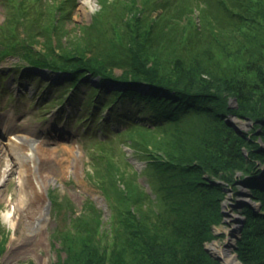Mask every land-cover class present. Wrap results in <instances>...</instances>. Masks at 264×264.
Here are the masks:
<instances>
[{
  "label": "rangeland",
  "instance_id": "rangeland-1",
  "mask_svg": "<svg viewBox=\"0 0 264 264\" xmlns=\"http://www.w3.org/2000/svg\"><path fill=\"white\" fill-rule=\"evenodd\" d=\"M167 1L171 7L168 15L173 12L177 17H181L184 4L198 9L206 2ZM136 2L142 4V0ZM130 3V0H0V40L4 39L3 44L10 47L9 54L3 56L0 53V237L3 240L0 264H62L65 258L75 260V256H81L82 247L86 244L98 248L101 256L105 253L104 264H119V256L127 255V251L120 250L122 253L114 252L117 255L112 256L111 249L117 241L116 232L122 234L124 231L123 226H116L115 220L120 210L126 211L130 200L123 201L118 196L119 191L113 194L107 189L114 196L110 197L94 175L118 174L128 186H132L133 182H129L127 177L132 176L144 193L153 196L148 183L155 178L154 168L150 167L153 157L156 154L161 157L162 153L167 155L166 152L172 156L183 155L184 148L190 152L198 146L196 136L201 131L194 128L180 129L181 132L176 133L150 128L137 130L132 135L118 134L116 132H122L126 127L114 120L109 121L111 126L104 135L103 127L98 123L104 117L109 118L110 112L106 108L97 110L95 114L94 102H90L96 98L87 81V85H82L77 92L69 75L54 72V69L30 67V56L37 59L38 54H43V44H49L50 39L54 55L48 53L42 56H46L45 60L49 62L69 55L78 47L90 49V52L85 50L89 58L99 55L110 62H122L121 59L126 58L128 39H125L126 31H121V26L131 19L129 13L133 11V5ZM145 5V10L152 7L150 0ZM219 13L225 18V11ZM150 14L154 17L157 13L152 11ZM197 14L195 9L192 10L190 17L182 21L179 35L170 41L166 37L173 34L163 27L166 26L165 21L156 23L148 40L150 49L157 46L156 38H165L157 46L162 47L159 57L168 59L165 63L177 60L188 65L194 57L201 70L208 71L215 83L226 86L228 90L224 77H229L230 72L236 70L235 66H240L238 60L246 56L244 50H237L234 36L242 35L241 32L248 28L246 25H233L234 28L223 33L221 41L229 45L226 50L215 46L209 48L205 43L190 44ZM227 22V27L233 24L232 20ZM246 40L247 35H244L241 41ZM33 53L37 54L33 56ZM219 61L228 63L227 70L221 67ZM119 68L113 69L117 75L121 73ZM227 102L233 113L225 121L237 137L245 139L242 147L244 166L254 163L255 167L248 173L234 171V177L229 181L226 179L228 176L209 177L204 173L206 183L214 189L209 193L211 197L207 207H212L215 214L206 233L210 237L201 244L206 255L204 264H225L224 259L214 253L217 249L225 250L236 264H247L242 260L246 240L250 238L246 213L251 212L250 216L264 213V204L260 202L264 199V190L258 193L260 200L257 198V191L264 188V122L260 121L259 114L250 111L252 101L244 100L238 105L231 97ZM238 106L240 108L237 109ZM93 114L95 117L91 118ZM10 136L25 138L26 144L31 142L36 153L30 162L34 168L33 184L37 193L32 196L31 205L40 215H35V218L39 216L36 221L32 217H24L22 212L25 184L21 164L13 165L10 173L7 171L13 162L6 155ZM178 139L182 140L179 145ZM117 184L124 188L120 182ZM140 194L138 192L135 206L145 215L144 222H148L151 207H146L141 198L143 194ZM92 208L98 213L91 212ZM81 218H85L86 223L79 221ZM85 227L86 232L80 235L78 231ZM201 230L205 229L201 227ZM65 232L68 239L60 237Z\"/></svg>",
  "mask_w": 264,
  "mask_h": 264
},
{
  "label": "trees",
  "instance_id": "trees-1",
  "mask_svg": "<svg viewBox=\"0 0 264 264\" xmlns=\"http://www.w3.org/2000/svg\"><path fill=\"white\" fill-rule=\"evenodd\" d=\"M130 1L133 5V11L129 13L132 15L131 19L124 21L123 27L121 26V31H126L125 39H128L125 45L126 58L121 59L122 62L118 63L115 60L110 62L111 60L101 58L99 55L89 58L85 50L89 52L91 50L83 47L74 48L69 55L60 56L54 62H49L45 60L46 56L45 58L42 56L48 53L54 55L51 39L49 44L46 42L43 44L42 51L45 52L38 54V58L34 57L37 59L30 56L31 60L28 62L32 64L31 69L48 68L69 75L77 92L82 85H87L85 83L87 81V86L94 91L96 98L90 102V104L94 102L95 114L97 110L106 108L110 112L109 118L104 117L98 123L103 127L104 135L106 129L111 126L109 121L114 120H118L126 127L122 132L115 131L118 134L132 135L131 133L137 130L150 128L160 129V132L165 133H176L191 128L201 131L199 136H196L198 146L192 149L194 151L188 152L189 150L184 148L183 155L172 156L166 152L167 155L162 153L161 157L157 154L153 157L150 167L154 168L155 178L153 182L148 181L153 196L144 193L143 188L132 176L127 177L129 182H133L132 186L125 184V180L118 174L94 175V178L101 181L102 188L111 190L113 194L119 191L118 196L123 201L130 200L131 203L135 201L134 205L129 206L130 202L126 204V211L118 209L120 211L115 220L116 226H123L124 231L122 234L116 232L117 241L114 243L116 244L114 249H111L112 256L117 255L114 252L127 251L125 252L127 255L119 256V264H204L206 255L201 244L210 237L206 233L210 230L212 215H215L212 207L210 209L207 207L211 197L209 193L214 189L206 183L204 176L217 175L221 178L228 176L226 179L229 181L234 177V171L243 170V173H248L255 167L254 163L244 166L242 147L245 139L237 137L225 119L233 113L227 102L233 97L238 105L244 100L252 101L250 111L259 114L260 121L264 122V0L253 2L243 0L242 3L240 0H206L204 7L198 9L184 4L181 8V17H177L173 12L168 15L171 7L167 0H150L152 7L146 10L145 4L148 0H142L140 5L136 0ZM254 4L259 6L256 7ZM194 9L198 14L196 20L194 19L193 41H190V44L205 43L204 45L209 48L215 46L226 50L229 45L222 43L223 33L234 26L246 25V29L248 28L247 31L241 32L243 36L247 35L246 42L241 41L242 35L234 36L237 50H244L246 56L238 60L240 66H235L236 70L231 71L229 77L227 75L224 77L228 90L226 86L215 83L216 80L214 81L208 71L201 70L194 57H191L192 62L188 65L177 60L165 63L168 59L159 57L162 47H157L159 41L165 38H156L157 46L150 49L148 40L153 28H156V23L165 21L166 26L163 27L173 34L166 37L170 41L179 35L182 21L189 18ZM152 11L157 13L154 17L148 15ZM224 11L225 18L220 17L219 12ZM114 20L113 22L117 21ZM227 20H232L233 23L229 27ZM163 35L164 33L162 37ZM3 42L4 39L0 40L2 46L0 53L5 56L9 54L10 47ZM46 49L49 51L46 52ZM35 54L37 53H33V56ZM227 54L230 56L229 52ZM219 63L227 70L228 63L220 61ZM116 67L121 69L119 75L113 70ZM91 79L95 80V83L90 81ZM95 114L91 118H94ZM177 141L178 145L182 142L181 139ZM134 145L132 143L133 147ZM156 152L160 154L159 150ZM118 182L124 188H120ZM108 190L110 197L113 196ZM262 190L264 188L257 191V194ZM137 191L143 194L141 198L146 207H151L148 222H144L145 215H142L140 209L135 206L138 200ZM257 198L260 200V195ZM260 202L264 204V199ZM262 209L264 211V207ZM91 212L98 213L95 208H92ZM250 214L251 212L247 211L246 216L250 224L247 234L250 235V240H246L242 260L247 264H264V213H254L251 216ZM79 221L86 223L85 218ZM201 227L206 231L201 230ZM85 229L86 227L78 231L79 234H84ZM61 234L60 237L68 239L66 232ZM89 245L91 244L82 247L81 256H75L73 258L75 260L65 258L62 264H104L105 253L101 256L98 254V248ZM2 251L3 240L0 237V254Z\"/></svg>",
  "mask_w": 264,
  "mask_h": 264
},
{
  "label": "bare ground",
  "instance_id": "bare-ground-1",
  "mask_svg": "<svg viewBox=\"0 0 264 264\" xmlns=\"http://www.w3.org/2000/svg\"><path fill=\"white\" fill-rule=\"evenodd\" d=\"M8 141H9V143L7 144L8 149L7 151L6 150L5 151H6V155L9 158L13 159V162L11 161L7 171L10 173V171L13 169V165L19 164V163L21 164V167H22L21 174L23 176V183L25 184L24 186V197H25L24 199L25 200L22 203V207H23L22 212L24 213V217L26 218L29 217V219H31L32 217L33 221H36V219L38 220L40 215L38 214L37 211L36 212L34 211V208L32 209V205H31L32 196H36L37 193H36V189L33 184L34 178H35L34 171H33L34 168L31 166V163H30L31 160L35 157L36 153L33 151V147L30 145L31 142L26 144L25 138L18 137V136L17 137L10 136ZM29 145H30V148L28 149ZM26 203H28V205H26ZM37 214L39 216L35 218L36 217L35 215ZM10 225H11V222H10ZM214 253L217 254L218 256H221L224 259L225 264H236L232 256L226 255L225 250L217 249Z\"/></svg>",
  "mask_w": 264,
  "mask_h": 264
}]
</instances>
